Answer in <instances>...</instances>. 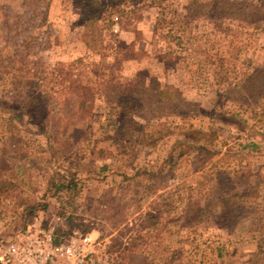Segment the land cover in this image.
I'll use <instances>...</instances> for the list:
<instances>
[{
	"label": "rangeland",
	"instance_id": "374dc122",
	"mask_svg": "<svg viewBox=\"0 0 264 264\" xmlns=\"http://www.w3.org/2000/svg\"><path fill=\"white\" fill-rule=\"evenodd\" d=\"M22 1L0 0V231L35 217L88 230L109 264H264V234L236 205L248 190L246 209L264 210V73L254 80L264 20L190 17L193 0H125L127 13L101 24L103 55L83 41L74 4L87 0H43L34 20ZM234 1L264 15V0ZM61 65L94 91L90 111L53 81ZM167 87L213 116L129 122L114 99ZM215 183L219 199L233 197L232 220L218 203L199 210Z\"/></svg>",
	"mask_w": 264,
	"mask_h": 264
},
{
	"label": "trees",
	"instance_id": "16d2710c",
	"mask_svg": "<svg viewBox=\"0 0 264 264\" xmlns=\"http://www.w3.org/2000/svg\"><path fill=\"white\" fill-rule=\"evenodd\" d=\"M43 0H23L22 6L24 7V11L26 13H30L32 20H34L37 16L38 18L44 16L45 14L41 11V3ZM125 0H87L86 3H79L75 1V7L80 11V19L82 21V26L84 27V34H83V41L87 48L94 53L103 54L102 53L105 48L103 47V40H102V32L101 27L102 23L110 22V18L116 17L120 14L127 13L124 6ZM247 4L243 2L234 1V0H210L208 2H203L200 0H193L189 4L187 8L188 14L190 17L196 16H205L210 19L215 18H228V19H237L241 21H245L248 23H255L264 20L263 16H258L256 13L260 11L258 8H254V11L251 9H247ZM23 11V12H24ZM34 18V19H33ZM44 21L45 19L42 18ZM81 65L83 68H87L85 64L80 61L77 63ZM74 68V65H71L70 68ZM264 73V68L261 69L258 73L255 74L254 80L256 83L259 81L260 77ZM52 77L55 78L53 81L57 82L59 85L66 84L65 82L69 83L66 87L67 91L74 96V98L69 99L70 102H73V107L80 111H90L92 109V104H88L87 102L94 99L93 90L83 85L82 82L78 79L79 75H73L71 71H66V67L64 65L56 67V69L52 72ZM75 77V78H74ZM250 83L246 84L245 87L248 88ZM254 90V89H250ZM77 96V97H76ZM120 107L122 113L125 116V119L129 122H136L135 119L140 117L146 120V122L150 123L153 120L149 118V115L152 114H165V115H176L181 117L182 119L189 118L191 115H206L200 108L201 106L198 103H193L185 99L179 90L175 89L174 87H167L163 90H158L157 92L153 93L151 90L147 88L141 89H134L132 91H122L117 93V97L114 98ZM35 100H37L35 98ZM6 105V104H4ZM30 106V105H28ZM25 106V108H29ZM31 108V107H30ZM75 114V113H73ZM209 116H213L208 114ZM140 123L137 122V125ZM143 126V125H142ZM121 131L125 132V125L120 127ZM44 132L49 135V138L52 136V132L49 131L46 127L44 128ZM54 133V131H53ZM192 136L194 135H201L200 132L192 131ZM194 151L200 150L205 151V153L209 152L204 146L192 147ZM174 159L171 158L170 162L173 163ZM241 171H236L233 173L234 178L231 177L230 180L236 182L239 178V174ZM216 179L221 180L219 175ZM219 184V183H218ZM218 184L215 183L211 187V191L209 192V200L211 203L206 204L204 208L199 209L200 211H206L211 206L217 205L220 207V215L224 214L226 220H232V215L235 216L237 213L236 211H229L228 207L230 206V201H232L233 197L227 195L226 198L219 199L217 194ZM71 187L76 188L74 183L70 184ZM221 191V189H220ZM228 191H221L220 193L223 194ZM213 193V194H212ZM239 196L238 194H236ZM252 194L248 190L242 191L240 194V198H242V203H237L238 211L242 213H246L247 215H251V217L255 220V232H259L264 234V210L263 208L255 203V205H250L248 210L246 207L248 206L247 202L249 198L251 199ZM258 197V195L256 196ZM254 197V200H258ZM229 198V199H227ZM233 202V201H232ZM239 214V213H238ZM89 231L87 230L86 233ZM60 233L63 236H69L70 233H66L63 229H61ZM257 264H263L258 262Z\"/></svg>",
	"mask_w": 264,
	"mask_h": 264
},
{
	"label": "built area",
	"instance_id": "2783aa9c",
	"mask_svg": "<svg viewBox=\"0 0 264 264\" xmlns=\"http://www.w3.org/2000/svg\"><path fill=\"white\" fill-rule=\"evenodd\" d=\"M60 231L57 225L46 229L38 217L12 233L0 231V264H109L107 245L92 234Z\"/></svg>",
	"mask_w": 264,
	"mask_h": 264
}]
</instances>
